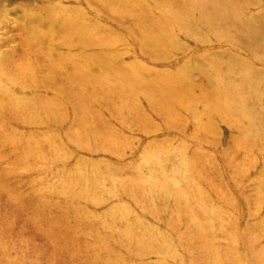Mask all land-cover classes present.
<instances>
[{
	"label": "rangeland",
	"instance_id": "rangeland-1",
	"mask_svg": "<svg viewBox=\"0 0 264 264\" xmlns=\"http://www.w3.org/2000/svg\"><path fill=\"white\" fill-rule=\"evenodd\" d=\"M0 264H264V0H0Z\"/></svg>",
	"mask_w": 264,
	"mask_h": 264
}]
</instances>
